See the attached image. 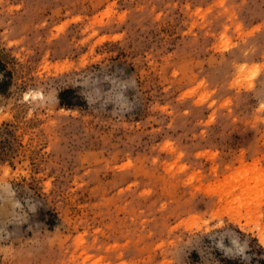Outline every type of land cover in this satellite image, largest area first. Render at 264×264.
I'll return each mask as SVG.
<instances>
[{
  "label": "rangeland",
  "instance_id": "rangeland-1",
  "mask_svg": "<svg viewBox=\"0 0 264 264\" xmlns=\"http://www.w3.org/2000/svg\"><path fill=\"white\" fill-rule=\"evenodd\" d=\"M0 61V264H264V0H0Z\"/></svg>",
  "mask_w": 264,
  "mask_h": 264
},
{
  "label": "trees",
  "instance_id": "trees-1",
  "mask_svg": "<svg viewBox=\"0 0 264 264\" xmlns=\"http://www.w3.org/2000/svg\"><path fill=\"white\" fill-rule=\"evenodd\" d=\"M1 65L2 63L0 61V71ZM6 84V81L0 83V92H5ZM58 97L60 100V104L67 108H74L80 105V103H78V100H80L81 97L73 88H64L60 91ZM196 262L197 261H195V263Z\"/></svg>",
  "mask_w": 264,
  "mask_h": 264
}]
</instances>
